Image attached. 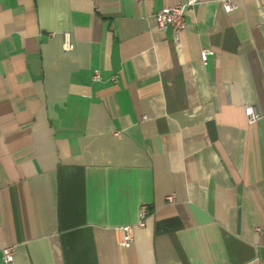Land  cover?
I'll use <instances>...</instances> for the list:
<instances>
[{
	"label": "crops",
	"instance_id": "0c3cea01",
	"mask_svg": "<svg viewBox=\"0 0 264 264\" xmlns=\"http://www.w3.org/2000/svg\"><path fill=\"white\" fill-rule=\"evenodd\" d=\"M185 1L0 0V264H264V0Z\"/></svg>",
	"mask_w": 264,
	"mask_h": 264
},
{
	"label": "built area",
	"instance_id": "2783aa9c",
	"mask_svg": "<svg viewBox=\"0 0 264 264\" xmlns=\"http://www.w3.org/2000/svg\"><path fill=\"white\" fill-rule=\"evenodd\" d=\"M199 3L198 0H187L185 2L179 3L174 6L164 7L155 17L161 29L172 28L175 35H179L184 31L186 27V15L189 8L196 6ZM224 9L226 12L230 13L235 9V5L231 4L229 1H224ZM64 49L66 52L72 51L74 49V44L71 42L70 35H65ZM214 52L203 49L201 52V59L206 63ZM94 82L102 81V77L99 72H96L93 76ZM113 82L118 81V77L114 76L112 78ZM245 113L248 117L249 124H255L259 120L264 122V114L261 115L256 112L253 107H248L245 109ZM119 136V133H117ZM168 201H174V197H168ZM152 215L151 210L147 206H142L139 212V220L135 226H121L117 228L120 235V245L125 248H130L135 242V229H144L147 226V222ZM15 248L13 246H8L3 250L4 262L6 264H13L14 262Z\"/></svg>",
	"mask_w": 264,
	"mask_h": 264
}]
</instances>
